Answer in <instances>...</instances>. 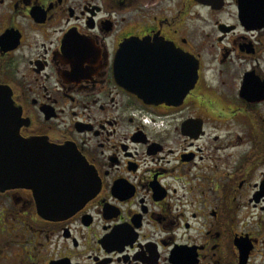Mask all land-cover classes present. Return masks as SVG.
I'll return each mask as SVG.
<instances>
[{
  "label": "flooded vegetation",
  "instance_id": "1",
  "mask_svg": "<svg viewBox=\"0 0 264 264\" xmlns=\"http://www.w3.org/2000/svg\"><path fill=\"white\" fill-rule=\"evenodd\" d=\"M0 85V264H264V0H0Z\"/></svg>",
  "mask_w": 264,
  "mask_h": 264
},
{
  "label": "water",
  "instance_id": "2",
  "mask_svg": "<svg viewBox=\"0 0 264 264\" xmlns=\"http://www.w3.org/2000/svg\"><path fill=\"white\" fill-rule=\"evenodd\" d=\"M193 85V84H192ZM151 102L155 101L151 98ZM150 102V103H151ZM12 96L5 86H0V184L3 185L5 178L16 180L17 174L2 175L6 157H15L16 149H12L20 139L19 135L20 125L19 119L14 117L15 109L12 106ZM11 148L10 151L4 148ZM61 153V152H60ZM66 164H64L65 178L55 182V190L63 195L62 199L56 197L57 203L52 206H57V212L61 214H70L78 211L85 203L92 200L96 194L93 182V174L91 168L87 167L86 163L81 157H78L76 152L68 149ZM54 154V152H53ZM18 155V154H17ZM55 155V154H54ZM56 212V211H55Z\"/></svg>",
  "mask_w": 264,
  "mask_h": 264
}]
</instances>
